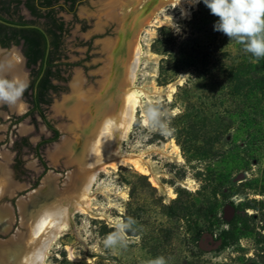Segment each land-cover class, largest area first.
Segmentation results:
<instances>
[{
  "label": "rangeland",
  "instance_id": "obj_1",
  "mask_svg": "<svg viewBox=\"0 0 264 264\" xmlns=\"http://www.w3.org/2000/svg\"><path fill=\"white\" fill-rule=\"evenodd\" d=\"M110 1L88 0L79 7V19L89 27L86 31H83L82 23L71 25V34L66 39L67 61L84 62L82 66L70 69L69 81L63 84L67 91L54 95L52 104L46 110L48 119L60 131L61 136L57 142L42 150L49 170L35 189L31 187L43 172V167L34 154L25 148L22 158L27 172L18 176L13 168L15 152L11 147L17 137H28L30 143L36 145L51 133L38 116L37 128L30 122V117L19 124H13V117L26 113L30 108L23 98L20 104H24L26 108L22 113L12 112L10 106L0 104V163L7 162L4 172H7L11 182V195L0 198V208L10 209L9 221L0 227V243H7L18 233H25L22 216L31 211V200L39 196L46 179L51 181L53 192L49 197L52 200L65 197L72 191V179L81 166L73 162V156L69 158L68 152H55L54 149L64 141L65 136L70 138L64 128L71 126L73 120L62 113L61 109L74 99L75 78L77 75L81 77L83 81L80 91L93 92L95 100L115 93L118 89L115 84L105 87L107 78L101 73L104 68L102 66L111 65L113 80L122 75L124 68L121 57L126 55L127 43L134 31L137 17L153 14L150 23L143 27L138 38L143 50L144 40L149 39L150 56L141 58L134 83L141 100L135 109L128 137L122 142L123 149L142 155L149 172L141 171L131 164L118 165L116 169L108 167L110 172L101 173L93 187L94 198L89 200L93 215L75 212L70 200L63 198L67 207L68 224L52 244L46 260L48 264H148V261L163 256L167 264H264V245L261 247L251 238H242L237 245L221 250L215 237L203 229L205 221L201 219L197 208L188 221L185 218H168L160 206L161 200L170 205L177 199H197L186 192L194 193L202 185L199 175L201 172L205 173L208 161L202 153L212 147L216 150L229 147V136L220 143H214V131L218 126L215 112H220L224 119H228V134L232 135L234 128L240 124L243 112L251 114L259 110L257 102L235 98L229 94L227 87L230 70L250 65L255 62V57L246 53L236 41L214 31L213 25L218 17L210 13L203 0L195 5L190 0H130L131 10L138 1L140 4L136 10L128 13L123 25L105 18L104 11ZM161 1L164 2L163 7L154 11L152 7ZM21 13L25 18H31L24 8ZM61 15L67 22H72V16L65 13ZM147 32L154 33V36L150 37ZM113 41L115 47L109 54L105 47ZM164 52L167 55H163ZM0 54V60H12L16 56L22 58L18 46L0 50ZM155 59L158 63H155ZM23 76L28 84L29 70L25 67ZM170 84L173 87H169ZM153 86L159 93H152ZM142 88L150 91L152 99L159 101L162 109L167 112L171 129L177 126L178 116L185 110L191 112L192 107L201 110L202 118L178 134L175 130L171 133L152 130L143 124L144 108L152 102L144 97ZM259 113L262 114L260 111ZM262 120L264 125V118ZM69 143L74 144L73 154L80 151L81 140L74 143L69 140ZM174 145L177 146V151ZM260 146L263 149L257 159L252 161L251 171L233 172L238 179L261 176L264 168V141ZM247 192L249 198L256 201L255 209H250L249 214H252L260 229L264 228V194L256 189ZM240 199L241 196L235 201ZM42 201L45 198L40 196V202ZM20 202L25 205V213L19 209ZM219 214L222 219L229 220L232 209L224 204ZM128 218H132L135 223L126 233L127 246L106 248L104 237ZM261 231L264 233V229ZM198 232H203V235L195 240L194 236ZM67 247L72 249V257L69 256Z\"/></svg>",
  "mask_w": 264,
  "mask_h": 264
},
{
  "label": "trees",
  "instance_id": "obj_2",
  "mask_svg": "<svg viewBox=\"0 0 264 264\" xmlns=\"http://www.w3.org/2000/svg\"><path fill=\"white\" fill-rule=\"evenodd\" d=\"M88 0H0V46L10 48L21 46L26 59V66L30 78L23 99L29 103V110L13 117V124H19L28 117L31 123L38 127L37 116L51 133L43 137L36 145L30 143L28 137H17L11 150L15 152L13 168L18 176L26 174L23 150L26 148L34 154L43 172L32 185L38 187L41 178L49 170L42 150L48 145L57 142L60 131L48 119L46 110L53 102V96L67 91L63 84L69 81V71L75 66H82L84 61L68 62L65 53L66 39L71 34V25L82 23L83 31L89 27L79 19V7ZM30 12L27 19L21 13V6ZM62 13L71 14L72 22H67ZM163 55H167L164 52ZM164 60V59H162ZM227 87L229 94L235 98L249 102H257L255 113L243 112L240 124L234 128L232 135L228 134L230 126L228 119H224L220 112H215L218 126L214 131V143H220L226 136L230 137L229 147L225 150H216L212 147L202 155L207 158V169L200 173L202 185L194 193L186 192L197 199H177L167 205L161 200L160 206L168 218L173 220L188 219L194 215L197 208L201 219L205 221L203 229L211 233L219 243L221 250L237 245L242 238H251L258 246L264 245V233L255 222L250 209H255L256 201L250 199L248 190L256 189L264 194V168L259 178L238 179L234 171H251L252 161L257 159L264 141V58L248 66L236 67L229 72ZM259 111L262 113L260 114ZM203 113L192 107V111H184L177 118L175 132L181 133L184 129L202 118ZM244 115V116H243ZM146 179L145 176H142ZM150 185V184H149ZM157 193V190L150 185ZM180 193V191H179ZM242 199L235 201L237 197ZM199 198V199H198ZM228 205L232 209V216L224 220L219 214L220 208ZM203 231V230H200ZM203 232L194 236L199 240Z\"/></svg>",
  "mask_w": 264,
  "mask_h": 264
},
{
  "label": "bare ground",
  "instance_id": "obj_3",
  "mask_svg": "<svg viewBox=\"0 0 264 264\" xmlns=\"http://www.w3.org/2000/svg\"><path fill=\"white\" fill-rule=\"evenodd\" d=\"M139 4L138 1L134 8L135 10ZM163 5L164 2L161 1L152 8L155 11L161 9ZM130 6V0H111L104 11V16L110 22L123 25L128 13L134 11V9L131 10ZM182 11L186 13V10L183 9ZM152 15H146L143 18L141 15L137 17L134 31L127 43L126 55L121 57L123 58L121 64L124 68L122 75L113 80L111 78V65L102 66L104 68L101 73L107 78L105 87L108 88L109 85L115 84L116 88H118L115 93L95 100L93 92L82 93V89L80 91V84L83 81L80 79L81 77L77 75L75 78L73 85L74 99L65 104L63 109H61L62 111L60 110L73 120L71 126L64 128V131L70 134V138L65 136L64 141L57 145L54 150L55 152H68L69 158L71 159V156H73V162L79 163L81 169L78 168L77 174L72 179V191L65 197L55 200L50 199L51 197L49 196L53 192L51 181L50 179L44 181L43 189L38 193L39 196H32V200L30 199L33 201L31 211L26 212L27 214L22 216L23 225L26 229L25 233H18L12 241L0 243V264H48L46 257L49 256V250L52 244L62 235L64 227L68 224L67 207L63 203V198L70 200L75 212H87L93 215L89 206L90 198H94L93 187L101 173L110 172L108 167L116 169L118 165L131 164L141 171L149 172V169L146 168L147 163L143 161L142 155L133 154L123 149L122 142L128 137L135 109L141 100L134 83L137 79L141 58L150 56V41L149 39L144 40L145 50H143L138 38L143 27L150 23ZM151 26H153V23ZM148 34L150 37L154 36V33L150 32ZM114 47L115 42L113 41L105 48L111 54ZM7 61L13 65L11 76L26 82L23 76V62L21 59L16 56L12 60ZM155 63H158L157 59H155ZM172 85L170 84L169 87ZM153 88V94L159 93L154 86ZM141 92L148 101H157L152 99L150 91L142 88ZM25 108L26 106L20 103L10 107L12 112L17 113L24 112ZM69 140L73 143L81 140L82 145L78 153L73 154L74 144L69 143ZM174 147L177 151V146L174 145ZM10 186L9 175L3 170L0 176V198L9 192ZM40 196L44 197L45 201L40 202ZM24 206L23 203H19V209H21L22 213H25ZM9 210L7 207L0 208V227L9 221ZM100 218L102 219L103 217ZM66 250L69 256L72 257V249L67 247Z\"/></svg>",
  "mask_w": 264,
  "mask_h": 264
},
{
  "label": "clouds",
  "instance_id": "obj_4",
  "mask_svg": "<svg viewBox=\"0 0 264 264\" xmlns=\"http://www.w3.org/2000/svg\"><path fill=\"white\" fill-rule=\"evenodd\" d=\"M200 0H190L195 5ZM210 13L218 20L214 23V31L221 32L230 40L243 46L257 60L264 58V0H203ZM13 65L7 60H0V104L10 107L23 102V94L27 90L26 82L11 76ZM143 123L152 130L171 133L167 112L159 101L149 103L143 112ZM135 221L128 218L126 222L116 225V230L103 239L106 248L117 245L127 246L126 233L132 229ZM148 264H167L163 256L148 261Z\"/></svg>",
  "mask_w": 264,
  "mask_h": 264
},
{
  "label": "flooded vegetation",
  "instance_id": "obj_5",
  "mask_svg": "<svg viewBox=\"0 0 264 264\" xmlns=\"http://www.w3.org/2000/svg\"><path fill=\"white\" fill-rule=\"evenodd\" d=\"M22 8H24L27 12H28V14L30 15V17H31V14H30V12L24 7V5H22L21 6V10H22ZM66 15H70V16H72L71 14H67V13H65ZM24 15V14H23ZM63 18H64V16L63 15H61ZM72 18H73V16H72ZM65 19V18H64ZM19 48H20V51H21V54L23 55V53H22V48H21V46H18ZM5 49H7V48H5ZM21 55V56H22ZM22 61H23V67H25L27 70H28V68H27V66H26V59H25V57H24V55L22 56ZM24 63H25V66H24ZM29 78H30V74H29ZM2 227V226H1Z\"/></svg>",
  "mask_w": 264,
  "mask_h": 264
},
{
  "label": "crops",
  "instance_id": "obj_6",
  "mask_svg": "<svg viewBox=\"0 0 264 264\" xmlns=\"http://www.w3.org/2000/svg\"><path fill=\"white\" fill-rule=\"evenodd\" d=\"M6 161H7V160H6ZM6 163H7V162L0 163V174H1L2 171L4 170V167H5ZM9 181H10V179H9ZM10 187H11V186H10ZM10 187H9V188H10ZM8 190H9V189H8ZM8 190H7V191H8ZM7 191H6V192H7ZM6 192H5V193H6ZM5 193H4V194H5Z\"/></svg>",
  "mask_w": 264,
  "mask_h": 264
},
{
  "label": "water",
  "instance_id": "obj_7",
  "mask_svg": "<svg viewBox=\"0 0 264 264\" xmlns=\"http://www.w3.org/2000/svg\"><path fill=\"white\" fill-rule=\"evenodd\" d=\"M1 22H4L3 20L0 19ZM5 48H3L2 46H0V50H3ZM23 56V55H22ZM6 195H11V192H8Z\"/></svg>",
  "mask_w": 264,
  "mask_h": 264
}]
</instances>
